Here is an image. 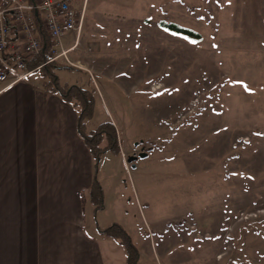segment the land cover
<instances>
[{"label": "rangeland", "instance_id": "1", "mask_svg": "<svg viewBox=\"0 0 264 264\" xmlns=\"http://www.w3.org/2000/svg\"><path fill=\"white\" fill-rule=\"evenodd\" d=\"M81 1H71L80 31L64 33V54L33 77L95 88L87 128L115 125L120 153L101 152L95 169V225H122L137 264H264V81L233 72L219 38L231 27L240 47L230 52L245 58L249 28L264 41L263 2L246 22L242 0ZM124 262L119 246L108 264Z\"/></svg>", "mask_w": 264, "mask_h": 264}, {"label": "crops", "instance_id": "2", "mask_svg": "<svg viewBox=\"0 0 264 264\" xmlns=\"http://www.w3.org/2000/svg\"><path fill=\"white\" fill-rule=\"evenodd\" d=\"M242 1L245 21L254 22L259 0ZM231 23L241 26L238 18ZM223 29L233 72H256L264 81V50L255 55L250 47L257 41L264 49L261 32L247 31L244 58L230 52L240 47L235 32ZM33 74L0 78V264H108L120 245L93 221V160L77 132L76 110Z\"/></svg>", "mask_w": 264, "mask_h": 264}, {"label": "built area", "instance_id": "3", "mask_svg": "<svg viewBox=\"0 0 264 264\" xmlns=\"http://www.w3.org/2000/svg\"><path fill=\"white\" fill-rule=\"evenodd\" d=\"M35 18L50 40L52 61L64 54L58 52L64 33L80 31L83 11L77 13L68 0H0V78L17 82L31 74L27 62L44 47Z\"/></svg>", "mask_w": 264, "mask_h": 264}, {"label": "trees", "instance_id": "4", "mask_svg": "<svg viewBox=\"0 0 264 264\" xmlns=\"http://www.w3.org/2000/svg\"><path fill=\"white\" fill-rule=\"evenodd\" d=\"M36 31L40 36L44 47L38 54L29 58L27 68L35 71L47 69V66L54 63V60L48 61V50L50 40L40 24V19L35 18ZM164 28L178 34H182L189 39L199 40L200 35L191 29L181 27L175 23H160ZM47 61V62H46ZM46 62V63H45ZM67 68H74L67 65ZM78 70L77 68H75ZM49 80L45 82V86L53 93L58 94L63 100L70 103L76 110V129L87 147L93 160V177L89 188V198L93 204L94 210L102 206V188L95 175V169L98 162V157L101 152L111 151L113 153H120V146L118 142V135L115 125L111 120H105L99 123L95 128L88 129L86 123L92 118L94 114L95 88L81 86L79 84H59L58 79L51 73ZM98 231L105 237L113 239L117 244L122 246L125 250L126 264H137L138 250L132 242L129 234L117 222L104 229L98 227Z\"/></svg>", "mask_w": 264, "mask_h": 264}, {"label": "water", "instance_id": "5", "mask_svg": "<svg viewBox=\"0 0 264 264\" xmlns=\"http://www.w3.org/2000/svg\"><path fill=\"white\" fill-rule=\"evenodd\" d=\"M138 156H140V157H143V156H145V152L144 151H140L139 153H138ZM136 155H130L128 158H127V161L128 162H132L133 160H135L136 159Z\"/></svg>", "mask_w": 264, "mask_h": 264}]
</instances>
